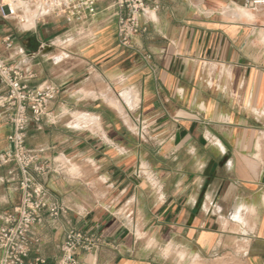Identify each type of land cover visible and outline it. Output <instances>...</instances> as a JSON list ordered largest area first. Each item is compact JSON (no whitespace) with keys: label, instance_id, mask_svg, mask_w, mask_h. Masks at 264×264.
I'll return each instance as SVG.
<instances>
[{"label":"crops","instance_id":"0c3cea01","mask_svg":"<svg viewBox=\"0 0 264 264\" xmlns=\"http://www.w3.org/2000/svg\"><path fill=\"white\" fill-rule=\"evenodd\" d=\"M255 1L151 0L158 9L128 48L116 39L125 11L115 0H99L79 26L0 18L31 85L60 91L54 122L30 124L26 146L49 164L40 181L66 212H42L24 264H55L69 228L101 239L78 264H264V0ZM6 92L0 83V154L11 150ZM19 179L15 164L0 165V224L19 204Z\"/></svg>","mask_w":264,"mask_h":264},{"label":"built area","instance_id":"2783aa9c","mask_svg":"<svg viewBox=\"0 0 264 264\" xmlns=\"http://www.w3.org/2000/svg\"><path fill=\"white\" fill-rule=\"evenodd\" d=\"M99 0H0V18L18 26L36 25L49 19L61 20L73 26L90 23L96 16ZM256 3V1L254 2ZM125 14L118 15L116 39L121 47H130L131 39L144 30L142 18L154 13L158 6L151 0H115ZM25 57L23 50L16 52L11 36L0 38V83L6 89L3 105L9 110L12 131L8 136L11 150L0 154V165L15 164L19 171V204L3 217L0 224V264H24L36 240L30 238L32 228L40 222L43 211L52 218L66 212L59 202L52 200L40 181L50 166L40 162L38 154L26 146V131L30 124L42 120L53 123L51 104L60 91L53 83L32 86L35 73L17 61ZM32 55H29L31 58ZM58 168L60 166L58 165ZM101 239L94 233L69 228L65 231L60 254L55 264H78L80 252L96 250ZM36 264L44 263L36 259Z\"/></svg>","mask_w":264,"mask_h":264},{"label":"bare ground","instance_id":"6f19581e","mask_svg":"<svg viewBox=\"0 0 264 264\" xmlns=\"http://www.w3.org/2000/svg\"><path fill=\"white\" fill-rule=\"evenodd\" d=\"M256 3H261V1L260 0H257L256 1ZM24 28H27V27H29V24H25L24 26H23ZM88 119H90L89 117H81L79 120H77V121H79V122H81V121H86V120H88ZM88 122V121H87Z\"/></svg>","mask_w":264,"mask_h":264},{"label":"rangeland","instance_id":"374dc122","mask_svg":"<svg viewBox=\"0 0 264 264\" xmlns=\"http://www.w3.org/2000/svg\"><path fill=\"white\" fill-rule=\"evenodd\" d=\"M72 44V41H69V42H67L65 45H64V47L66 46H70Z\"/></svg>","mask_w":264,"mask_h":264}]
</instances>
